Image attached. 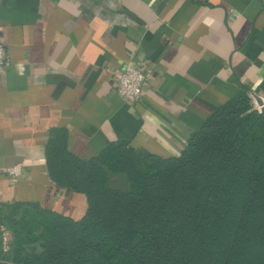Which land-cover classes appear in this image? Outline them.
<instances>
[{
    "label": "crops",
    "instance_id": "0c3cea01",
    "mask_svg": "<svg viewBox=\"0 0 264 264\" xmlns=\"http://www.w3.org/2000/svg\"><path fill=\"white\" fill-rule=\"evenodd\" d=\"M0 36V204L84 215L48 177L53 130L83 160L110 144L172 158L242 87L264 102V0H0ZM125 65L149 74L137 103L114 90Z\"/></svg>",
    "mask_w": 264,
    "mask_h": 264
},
{
    "label": "trees",
    "instance_id": "16d2710c",
    "mask_svg": "<svg viewBox=\"0 0 264 264\" xmlns=\"http://www.w3.org/2000/svg\"><path fill=\"white\" fill-rule=\"evenodd\" d=\"M64 136L50 132L47 174L85 197V213L73 220L34 203L0 204V264H264V111L247 88L176 157L110 144L83 160ZM110 174L126 187H111Z\"/></svg>",
    "mask_w": 264,
    "mask_h": 264
},
{
    "label": "built area",
    "instance_id": "2783aa9c",
    "mask_svg": "<svg viewBox=\"0 0 264 264\" xmlns=\"http://www.w3.org/2000/svg\"><path fill=\"white\" fill-rule=\"evenodd\" d=\"M7 52L0 36V71L6 67ZM149 74L141 68H135L129 65L123 66L120 73L114 77V90L123 100L129 103H137L142 96V88L147 81ZM253 108L260 112L264 108V102H252ZM8 175L11 177L12 182H17V177L20 174V168L14 166L7 170ZM10 241L9 234L2 229L1 243L3 250H7Z\"/></svg>",
    "mask_w": 264,
    "mask_h": 264
},
{
    "label": "rangeland",
    "instance_id": "374dc122",
    "mask_svg": "<svg viewBox=\"0 0 264 264\" xmlns=\"http://www.w3.org/2000/svg\"><path fill=\"white\" fill-rule=\"evenodd\" d=\"M116 178H119V179H114V181H113V179L110 181V185H111V187H113V188H117V189H122V188H125L126 187V180H125V178H124V176H122V175H116ZM121 178H123L125 181H124V185L125 186H123L120 182H118V181H121L122 179Z\"/></svg>",
    "mask_w": 264,
    "mask_h": 264
},
{
    "label": "water",
    "instance_id": "95a60500",
    "mask_svg": "<svg viewBox=\"0 0 264 264\" xmlns=\"http://www.w3.org/2000/svg\"><path fill=\"white\" fill-rule=\"evenodd\" d=\"M259 104H260V102H258ZM262 111H264V108H262L261 110H260V112H262Z\"/></svg>",
    "mask_w": 264,
    "mask_h": 264
}]
</instances>
